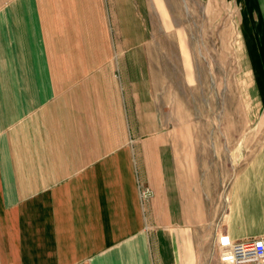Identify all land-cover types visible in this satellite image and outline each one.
Wrapping results in <instances>:
<instances>
[{
    "label": "crops",
    "instance_id": "obj_1",
    "mask_svg": "<svg viewBox=\"0 0 264 264\" xmlns=\"http://www.w3.org/2000/svg\"><path fill=\"white\" fill-rule=\"evenodd\" d=\"M228 1L251 124L264 0ZM150 5L168 25L162 0H0V264H237L217 236H264V131L212 133L214 163L210 132L161 115Z\"/></svg>",
    "mask_w": 264,
    "mask_h": 264
},
{
    "label": "rangeland",
    "instance_id": "obj_2",
    "mask_svg": "<svg viewBox=\"0 0 264 264\" xmlns=\"http://www.w3.org/2000/svg\"><path fill=\"white\" fill-rule=\"evenodd\" d=\"M162 1L169 24L165 25L163 16L150 5L153 26L147 30V35L155 38L150 46L156 53L153 70L161 86L156 91L163 97L161 115L176 111L179 127L188 120L194 131L210 132L206 140L211 145L210 162L217 163L213 147L217 139L212 133L264 131V108L257 121L249 122L251 61L246 41L251 29L239 25L241 13L229 10L233 6L228 0ZM173 89L178 100L176 107L172 101L171 108ZM221 160L224 162L223 157Z\"/></svg>",
    "mask_w": 264,
    "mask_h": 264
},
{
    "label": "built area",
    "instance_id": "obj_3",
    "mask_svg": "<svg viewBox=\"0 0 264 264\" xmlns=\"http://www.w3.org/2000/svg\"><path fill=\"white\" fill-rule=\"evenodd\" d=\"M143 195L146 191H142ZM221 257L233 263L264 264V236L247 240H232L227 234L217 238Z\"/></svg>",
    "mask_w": 264,
    "mask_h": 264
}]
</instances>
